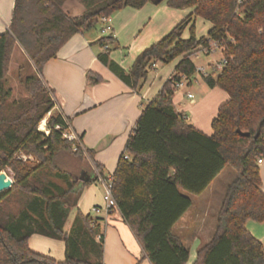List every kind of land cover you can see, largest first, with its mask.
I'll return each mask as SVG.
<instances>
[{
  "label": "trees",
  "instance_id": "16d2710c",
  "mask_svg": "<svg viewBox=\"0 0 264 264\" xmlns=\"http://www.w3.org/2000/svg\"><path fill=\"white\" fill-rule=\"evenodd\" d=\"M67 1L80 2L83 15L65 13ZM164 2L194 12L144 50L129 72L105 49L114 42L113 35L99 41L104 48L100 62L134 90L142 87L156 63L178 61L174 75L143 109L112 176L118 210L152 264H188L190 250L174 227L191 208V196L202 195L231 166L237 175L224 196L216 231L192 264H264V245L246 227L249 221L264 223L258 165L264 159V0H16L10 29L0 34V173L8 172L13 180L12 188L0 193V264H103L98 221L78 207L83 190L98 177L79 182L59 169L60 153L84 157L85 151L64 137L69 125L54 111V92L38 74L22 82L27 97L10 102L6 81L15 46L19 43L40 70L74 36L101 25L103 17ZM197 18L212 25L200 38ZM188 29L190 37L184 39ZM212 44L228 64L218 75H203V81L225 91L229 100L219 108L213 135L208 136L177 111L174 97L176 84L183 78L192 84L198 72L193 56ZM88 76L93 83L101 82ZM47 116L48 134L39 131ZM86 153L103 176L94 152ZM19 154L34 157L37 164L24 162ZM13 200L20 208L9 212ZM72 212L74 220L66 231ZM36 235L63 241L65 260L35 253L30 240Z\"/></svg>",
  "mask_w": 264,
  "mask_h": 264
},
{
  "label": "crops",
  "instance_id": "0c3cea01",
  "mask_svg": "<svg viewBox=\"0 0 264 264\" xmlns=\"http://www.w3.org/2000/svg\"><path fill=\"white\" fill-rule=\"evenodd\" d=\"M15 3L16 0H0V34L10 29ZM163 5L166 9L162 7ZM146 6L141 10L126 8L112 18L111 35L114 37V42L107 46L110 49L109 56L126 72L131 70L144 50L158 43L194 12L193 9H168L164 2L157 6L161 9H148L149 13L145 14L143 11ZM63 10L70 16L79 17L83 15L85 8L78 1H67ZM101 25L97 32L90 30L74 36L58 52L57 57L40 70L33 65L24 48L18 43L12 53L7 80L11 68L18 67V64L14 65L16 58L17 61L21 59L27 61L30 64L31 74H38L46 86L54 92L56 102L54 111L63 115L69 125L68 133L78 138V144L85 151L84 158L89 161L91 169L84 168L82 173H74L77 178L79 177L77 181L81 182L82 177H89L90 181L96 176L98 178L85 187L78 207L84 215H90L93 220L98 221L100 233L104 237L103 264H152L118 209L109 213L102 210L99 215L93 214L92 209L105 208L106 184L111 181L117 169L127 141L136 128L145 106L156 97L164 83L174 75L178 61L163 66L158 74L150 73L142 87L134 90L100 62L99 55L104 52V48L99 45V41L107 37L102 34L104 25ZM147 26L150 31L144 33L142 29ZM189 37L188 29L183 38ZM116 43L118 46L124 45L125 48L130 46L132 52L129 55H125L120 50L113 52L112 49ZM89 73L99 77L101 82L93 83L88 76ZM207 88L204 89L201 97L194 95L191 91L181 90L175 93L174 104L178 112L187 116L188 122L195 129L211 136L213 135L212 122L217 117L219 108L228 102L229 95L220 88L211 89L208 86ZM189 94H192L194 98L190 99ZM87 150L94 152V160L101 165L103 176L88 157ZM62 158L69 163L71 155L60 153L57 160ZM259 168L264 192V159ZM214 182L202 195L191 196L193 202L191 208L173 230L189 250L195 248V260L198 250L211 241L217 227V223L214 231L211 223L209 227L211 221L209 202L203 199ZM224 196L217 201L218 214ZM73 220L74 217L71 225ZM255 223L249 221L246 227L264 245V236L259 238L255 234L264 233V223L259 227L254 225ZM71 225L66 227L67 230ZM30 248L35 253L51 257L56 261H62L64 258L57 257L55 251L65 249L66 253L63 241L38 235L31 238Z\"/></svg>",
  "mask_w": 264,
  "mask_h": 264
},
{
  "label": "rangeland",
  "instance_id": "374dc122",
  "mask_svg": "<svg viewBox=\"0 0 264 264\" xmlns=\"http://www.w3.org/2000/svg\"><path fill=\"white\" fill-rule=\"evenodd\" d=\"M162 7L164 9H166L164 5ZM154 8L155 9H161V8H158L157 6H154L153 4H147L143 13H145V14L149 13L148 9H154ZM168 9H171V8H168ZM168 11H171V10H168ZM76 15H78V13H76ZM113 16H112V18H113ZM163 16H165L164 13H163ZM101 26H98L96 29H93V31L97 32L98 28H101ZM148 27L149 26H147L145 28L143 27L142 31L144 33H145V31H147V33H148L150 31V29ZM210 28H211V25L208 22H206L205 20H203L201 18L196 19L195 31H196V35L198 37L206 36L207 32L210 30ZM118 42L120 43V41H118ZM117 47H118V43H116L114 45L112 51L115 52V51L120 50L125 55L126 54L129 55V53L132 52L130 49V46H127V48H125L124 45H119V48H117ZM16 57H18V56H16ZM17 60L18 59L16 58L14 65L18 64V67L16 69H14V67L11 68L10 76H9L8 80L6 81V88L11 91L10 102L22 100V99L27 97V93L25 91V88H24V85L22 84V82L26 76L31 74L30 64L27 61H25L24 59H21L19 61H17ZM192 60L195 63L198 72L195 75L192 84H189L188 82L185 83V86L183 88L177 90V92H179L181 90L187 91V92L191 91V92H193L194 95L201 97L204 94V89H208L207 86L205 85V82L203 81V75L212 74V73H215V75H218V73L220 72L219 66H221V64L223 63L224 57L222 55L221 50L215 49V51L209 55H207L203 52H199L198 54L193 56ZM156 65H157V67L152 69V71L150 72L151 75L158 74L160 72L161 68L163 66H165V64H162V63H156ZM19 68H22V69L19 70ZM201 70H203V72H201ZM48 120H49V117L47 116L46 119L40 124L39 131L45 132L47 134L49 133L48 132L49 130L47 127ZM18 158L22 159L24 162H29L30 165L37 164L36 159L32 156H25V155L19 154ZM57 165L61 171L69 174L71 177L73 176L72 178H77L74 173H77V172L82 173L84 168L89 169V170L91 169L89 161L86 158L81 157V156H71L69 163L66 162L65 158L59 159V160H57ZM236 175H237V172L233 167H231V166L226 167L225 170L216 179V181L214 182L211 189L208 190L206 192V194L203 196L204 197L203 199H207V202H209L208 206L210 208V214H211L210 215L211 221L209 222V227H210V223H211V225L213 227V231L215 230L214 226H216L217 218H218L217 217L218 216V209H217V205H216L217 201L219 198H222V196H224V194H226L228 187L233 182V180L236 178ZM57 182L59 184L63 185L62 182H60V181H57ZM15 203H14V200H13V202L9 203V205H8L9 212L10 211H17L20 208V205H16ZM73 217H74V214L72 212V215L69 218V221L67 223V227L71 225V220L73 219ZM254 225L259 227L260 224L255 223ZM68 229H70V228H68ZM66 231H69V230H67V228H66ZM255 234L258 237L264 236V233H255ZM55 253H56L57 257L59 256V257L64 258V259H62V261L65 260V249L59 250V251L57 250V251H55ZM98 253H99V251L95 255L96 258L98 257L97 255H99ZM190 256H191V259H190L189 264L190 263L192 264L194 262V260H195L194 258L196 256L195 248H191ZM89 260L91 262H94V259H89Z\"/></svg>",
  "mask_w": 264,
  "mask_h": 264
},
{
  "label": "built area",
  "instance_id": "2783aa9c",
  "mask_svg": "<svg viewBox=\"0 0 264 264\" xmlns=\"http://www.w3.org/2000/svg\"><path fill=\"white\" fill-rule=\"evenodd\" d=\"M101 22L102 24L104 25L103 28H102V34L104 36H108V35H111L112 33V17H103L101 19ZM105 49H108V47L106 46ZM215 49H218L217 46L215 44H212L211 45V49H206V50H203V53H207V51H210L211 53H213L215 51ZM220 50V49H219ZM226 64H228V60L224 59L223 60V63L221 64V66H219V70L221 71L223 66H225ZM156 67V65H154V68ZM201 72H203V70H201ZM189 83L188 80H186L185 78L182 79L181 82L177 83L176 86H175V93L177 92V90L183 88L185 86V83ZM188 97L190 99H193L194 96L192 94H189ZM64 137L69 140V141H74V142H78V138L76 136H74L73 134H70L68 133V131L65 133ZM129 157L128 156H125V159H128ZM263 163V159H260L258 161V165L262 164ZM105 203H106V206L104 209H101V208H93L92 209V213L93 214H96V215H99L102 210H105L107 213L111 212L112 210L114 209H118L117 207V203H116V200L113 196V193H112V181L108 182L106 184V194H105ZM102 239V235H98L97 236V240L98 241H101Z\"/></svg>",
  "mask_w": 264,
  "mask_h": 264
},
{
  "label": "water",
  "instance_id": "95a60500",
  "mask_svg": "<svg viewBox=\"0 0 264 264\" xmlns=\"http://www.w3.org/2000/svg\"><path fill=\"white\" fill-rule=\"evenodd\" d=\"M245 136L249 137V134H245ZM84 175V174H83ZM82 181L84 182H89L90 178H81ZM13 186V181L10 178V175L8 172L4 171L0 173V193L7 191L11 189Z\"/></svg>",
  "mask_w": 264,
  "mask_h": 264
}]
</instances>
